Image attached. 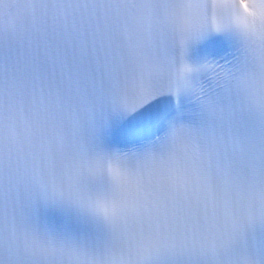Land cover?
<instances>
[{
  "label": "snow or ice",
  "instance_id": "obj_1",
  "mask_svg": "<svg viewBox=\"0 0 264 264\" xmlns=\"http://www.w3.org/2000/svg\"><path fill=\"white\" fill-rule=\"evenodd\" d=\"M0 264H264V0H0Z\"/></svg>",
  "mask_w": 264,
  "mask_h": 264
}]
</instances>
